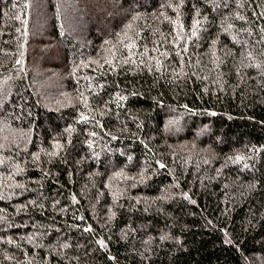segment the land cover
Returning <instances> with one entry per match:
<instances>
[{
	"label": "trees",
	"instance_id": "16d2710c",
	"mask_svg": "<svg viewBox=\"0 0 264 264\" xmlns=\"http://www.w3.org/2000/svg\"><path fill=\"white\" fill-rule=\"evenodd\" d=\"M38 1L0 0V264H264V0Z\"/></svg>",
	"mask_w": 264,
	"mask_h": 264
},
{
	"label": "rangeland",
	"instance_id": "374dc122",
	"mask_svg": "<svg viewBox=\"0 0 264 264\" xmlns=\"http://www.w3.org/2000/svg\"><path fill=\"white\" fill-rule=\"evenodd\" d=\"M87 2V0H86ZM38 7V10L40 11V18L43 16V18L46 19L47 17V8L46 6L44 5V1L42 2V0H39L38 3L36 2V8ZM66 18V16H65ZM100 23V27L98 29H100V32L104 30L105 27V24L102 22V21H99ZM46 30V29H45ZM52 54H55V57H53V55L49 58L50 61H52L53 64H57V65H60L61 63V60H58L59 57H58V53L57 52H54ZM51 55V54H50ZM44 56V55H43ZM30 65L32 67H46V58H43V59H35L33 61H31Z\"/></svg>",
	"mask_w": 264,
	"mask_h": 264
}]
</instances>
